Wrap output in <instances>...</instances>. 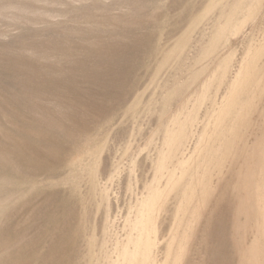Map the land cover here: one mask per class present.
I'll return each instance as SVG.
<instances>
[{
  "label": "rangeland",
  "instance_id": "rangeland-1",
  "mask_svg": "<svg viewBox=\"0 0 264 264\" xmlns=\"http://www.w3.org/2000/svg\"><path fill=\"white\" fill-rule=\"evenodd\" d=\"M0 264H264V0H0Z\"/></svg>",
  "mask_w": 264,
  "mask_h": 264
}]
</instances>
